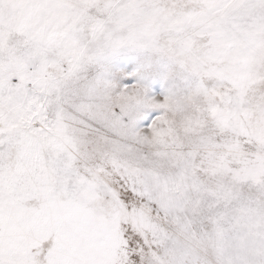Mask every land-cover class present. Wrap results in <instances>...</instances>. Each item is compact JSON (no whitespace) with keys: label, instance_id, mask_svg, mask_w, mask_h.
Returning a JSON list of instances; mask_svg holds the SVG:
<instances>
[{"label":"snow or ice","instance_id":"obj_1","mask_svg":"<svg viewBox=\"0 0 264 264\" xmlns=\"http://www.w3.org/2000/svg\"><path fill=\"white\" fill-rule=\"evenodd\" d=\"M0 264H264V0H0Z\"/></svg>","mask_w":264,"mask_h":264}]
</instances>
